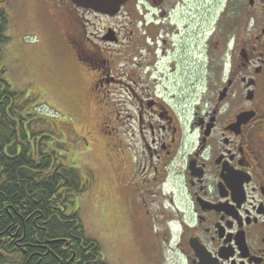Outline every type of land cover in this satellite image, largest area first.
Returning <instances> with one entry per match:
<instances>
[{"label": "flooded vegetation", "instance_id": "flooded-vegetation-1", "mask_svg": "<svg viewBox=\"0 0 264 264\" xmlns=\"http://www.w3.org/2000/svg\"><path fill=\"white\" fill-rule=\"evenodd\" d=\"M67 1L75 15L67 23L68 44L91 80V98L103 100V86L107 96L112 81L121 84L120 114L130 112L137 131L133 187L147 209L138 210L145 222L141 264H264V6L259 16L245 19L242 39L232 30L227 39L220 36L217 23L206 51L196 46L190 61L187 39L198 45L201 30L188 32L195 18L176 12L179 1L155 12L170 0H131L122 8L134 11L114 16ZM13 7V0H0V49L13 40ZM136 19L147 44L134 39ZM89 25L100 35H89ZM74 27L80 34L72 33ZM167 31L173 36L169 47ZM131 42L133 62L124 59L130 69L112 67L111 48ZM144 52L147 76L136 73ZM1 80L6 82L4 74ZM6 108L4 120L11 121ZM31 145L38 148L33 140ZM23 188L15 201L6 197L0 204L9 218L0 211V264H114L100 243L96 251L66 227L71 213L60 205L59 193L33 198L35 188Z\"/></svg>", "mask_w": 264, "mask_h": 264}, {"label": "rangeland", "instance_id": "rangeland-1", "mask_svg": "<svg viewBox=\"0 0 264 264\" xmlns=\"http://www.w3.org/2000/svg\"><path fill=\"white\" fill-rule=\"evenodd\" d=\"M13 1V40L5 42L0 49V68L5 69L4 79L9 91L17 93V97L11 98L14 112L30 129L31 141L34 140L43 152H55L60 161L73 170L71 176L75 178L77 188L70 187L73 198L71 203H67L66 211L80 217L87 236L97 240L109 252L110 262L141 264L146 252L145 222L138 210L142 208L145 213L147 209L140 206L133 187L132 157L137 144L134 133L137 131L128 119L130 112L120 114L122 85L112 81L109 85L112 92L107 96L103 86V100L91 98V80L84 74L83 65L68 44L67 23L75 16L72 15L74 4L67 0ZM177 1L176 12L179 15L195 18L193 25L187 28L188 32L194 29L204 31L200 32L198 45L190 36L187 39L190 61H193L192 51L196 46L206 51L217 23L218 27L220 23V36L227 39L232 30L235 39H242L245 19L252 14L259 16L264 6L259 0L257 11L253 10L249 0H170L155 12L165 7L170 10ZM121 11L127 15L134 10L124 7ZM134 17L138 18V15ZM74 22L82 24L78 19ZM138 22L136 19L132 23L134 39L145 43L143 23ZM180 27L183 37L184 23L180 22ZM72 31L80 34L76 28ZM88 34L95 38L100 35V30L89 25ZM171 35L167 31L168 47ZM184 42L185 39L182 40ZM223 49L226 50L225 45L220 49L219 57ZM135 50L132 42L126 47L113 46L110 50L115 59L112 67L130 69L124 59L131 65ZM120 51L123 53L119 54ZM144 55V66H138L136 73L147 76L145 59L148 52ZM160 69L165 71L161 66ZM113 74L119 80L116 70ZM202 76H207L205 67ZM124 98L127 100V96ZM128 108L131 107L126 105L125 110ZM124 162L128 169H125Z\"/></svg>", "mask_w": 264, "mask_h": 264}, {"label": "trees", "instance_id": "trees-1", "mask_svg": "<svg viewBox=\"0 0 264 264\" xmlns=\"http://www.w3.org/2000/svg\"><path fill=\"white\" fill-rule=\"evenodd\" d=\"M4 73L5 70H0V80ZM0 83V89L4 84L6 86L0 90L2 102L0 105V204H6V197L13 199L16 196H22L24 186L27 188L39 186L38 192L36 191L38 187L31 190L33 198L38 196L52 198L59 193L58 201L63 208H66L67 203L73 198L70 187L77 188L75 178L71 176L73 170L61 162L55 152L48 153L43 152L39 147L32 148L31 131L23 123L22 117L14 112L11 98L17 97V93L9 91L7 82L1 80ZM9 105L12 119L6 121L4 120L7 116L5 110ZM37 193L38 196H36ZM0 211L4 219L5 206L0 208ZM60 215L64 218L63 211ZM5 219H9L7 215ZM17 219L19 222V218ZM66 219L70 221V225L67 224L66 227L72 228L75 236L81 238L94 250L100 251L99 242L87 236L83 223L76 213H71Z\"/></svg>", "mask_w": 264, "mask_h": 264}, {"label": "water", "instance_id": "water-1", "mask_svg": "<svg viewBox=\"0 0 264 264\" xmlns=\"http://www.w3.org/2000/svg\"><path fill=\"white\" fill-rule=\"evenodd\" d=\"M80 7L91 8L98 12L114 14L119 11L122 4L129 0H72ZM253 4V0H251Z\"/></svg>", "mask_w": 264, "mask_h": 264}]
</instances>
